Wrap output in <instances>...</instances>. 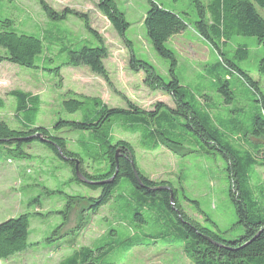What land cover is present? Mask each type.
<instances>
[{"label": "rangeland", "instance_id": "rangeland-1", "mask_svg": "<svg viewBox=\"0 0 264 264\" xmlns=\"http://www.w3.org/2000/svg\"><path fill=\"white\" fill-rule=\"evenodd\" d=\"M45 1L57 12L67 7L88 14L91 27L108 50L103 62L110 82L85 66L62 67L59 85L53 69L66 61V49L96 47V40L73 15L63 21H52L37 0H0V21L9 19L17 33L39 37L44 46L42 54L35 58L38 69L0 62V97L4 101L0 120L21 130L20 121L26 114L14 116L15 100L8 93L21 90L38 95L40 105L33 117L34 126L65 138L67 148L78 154L86 173L105 174L109 164L101 152H87L89 144L80 143L89 139L87 133L53 129L59 119L72 121L82 117L79 112L71 114L63 108L62 102L70 97V92L79 98H98L107 107L117 108H126L124 96L145 111L153 110L158 102L174 108V102L168 93L147 84L143 71L129 67V50L97 9L98 0ZM113 1L129 24L125 35L136 57L150 64L168 82L170 62L154 51L143 27L149 7L147 0ZM153 1L181 16L186 24L184 31L165 42V47L174 53L176 64L172 73L187 91V101L198 112L210 111L223 131L222 141L238 150L240 156L246 157L253 146H264V138L249 133L255 109L250 100L256 97L248 87L229 73L228 82L234 90L231 103L225 104L218 93L224 80L217 78H222L226 71L221 67L219 53L195 31L198 16L192 0ZM200 2L204 7L208 4V0ZM256 9L264 19V10ZM205 16L208 19L209 13ZM213 43L224 58L246 71L264 92V77L258 72L264 46L255 37L233 34L226 41L213 39ZM239 46L247 51L242 59L236 54ZM2 54L4 50L0 48ZM110 137L111 143L124 140L133 147L136 166L146 178L157 183L167 182L176 190V199L186 216L225 240H234L243 234V226L238 224L228 195L229 190L235 192L234 175L231 173L230 177L226 172L228 163L219 152L209 150L206 154L195 144L175 151L163 146L146 150L140 145L137 133L117 126L111 127ZM22 149L26 155L18 158L9 155L0 145V223L29 214L28 247L0 264H58L82 246H103L108 250L104 260L115 264H193L185 255L177 220L160 195L137 201L131 183L121 179L111 200L92 213L89 198L99 196L100 189L92 190L74 182L72 168L39 141L25 144ZM261 149L254 153V163L247 167L244 179L250 195V210L264 216V147Z\"/></svg>", "mask_w": 264, "mask_h": 264}, {"label": "trees", "instance_id": "trees-1", "mask_svg": "<svg viewBox=\"0 0 264 264\" xmlns=\"http://www.w3.org/2000/svg\"><path fill=\"white\" fill-rule=\"evenodd\" d=\"M38 5L49 20L63 21L69 15L79 18L87 32L96 40L98 46H81L78 49L68 48L66 61L55 67V76L61 82L60 69L62 67H87L92 73L103 77L108 83L109 78L104 66V59L108 50L101 36L90 25L87 13L75 9L64 8L57 12L45 0H37ZM149 7L143 18V27L146 37L154 51L163 59H167L171 66V79L165 82L153 70L150 64L136 57L132 50L130 40L125 32L129 26L124 14L119 11L113 0H98L97 9L108 20L117 35L129 50V67L132 70L143 71L146 74V83L168 93L174 108L158 102L153 110L145 111L138 108L127 98L122 96L126 108L107 107L98 98H79L70 92V97L63 100V108L67 113H80L79 120H62L55 122V132L62 128L77 130L87 133L88 140H80L82 144H89L87 152H101L109 170L105 174L91 175L81 167L78 154L67 148V141L60 136H54L47 128L34 126V115L40 105L38 95L21 90H12L8 94L15 100V117L25 113L26 117L20 121L21 130H15L4 121L0 120V145L6 148L9 155L22 158L26 152L22 149L25 144L39 141L56 156L64 159L72 168V180L81 183L92 190L100 189L99 196L89 198L92 213H97L99 208L106 205L121 179H126L133 186V194L137 201L161 196L164 205L174 214L177 220L178 235L184 241V252L193 264H264V216L256 215L250 210V195L247 190L244 175L249 164L254 163L253 156L259 152L261 145L252 147L246 157L240 156L238 150L227 142L222 141L223 131L214 122L210 111L201 112L187 101V91L179 85V81L172 73L176 64L174 53L165 47V42L173 35L185 30L186 24L181 16L173 11L163 8L153 0H147ZM195 4L197 21L194 22L195 31L219 53L221 67L225 69L224 76L217 79L224 80L218 87V93L223 97L225 104H230L233 99V89L228 80L230 74L248 87L250 94L256 97L250 102L255 108L251 117L249 133L254 137L264 138V92L261 91L257 81L237 67L229 59L222 56L213 39L226 41L231 35H245L255 37L257 43L264 46V19L256 8L264 10V0H208L204 7L200 0H192ZM206 8V11H205ZM209 13V18L205 16ZM0 48L4 55H0V62L6 61L18 66L38 69L35 58L42 54L43 41L36 36L17 33L12 28L9 19L0 21ZM236 54L242 59L247 51L244 46L236 48ZM258 72L264 77V55L259 59ZM256 105V106H255ZM4 101L0 97V109ZM117 126L131 133L139 135L140 145L146 150H155L163 146L175 151L185 146L195 144L201 146L202 152L209 154V150L219 152L228 163L226 172L234 178V191L229 190V199L236 211L238 224L243 226V234L234 240H225L218 234L203 227L198 222L184 214L176 199V190L167 182H153L146 178L137 168L133 147L124 140L111 143L110 129ZM261 146V147H260ZM118 150V172L111 183L104 185H90L79 180L75 174L74 161L78 160V170L82 175L93 181L109 178L115 169L114 155ZM96 153V152H95ZM253 154V155H252ZM264 154V152H262ZM131 161L133 162L139 184L134 176ZM157 186H167V189H157ZM170 191L172 200L170 199ZM189 201V200H188ZM140 216L137 217L138 220ZM29 228V214L23 213L9 218L0 223V261L7 260L13 254L24 251L27 247ZM47 241L50 238L46 239ZM108 251V250H107ZM107 251L104 247L91 248L79 247L58 264H115L104 260Z\"/></svg>", "mask_w": 264, "mask_h": 264}, {"label": "water", "instance_id": "water-1", "mask_svg": "<svg viewBox=\"0 0 264 264\" xmlns=\"http://www.w3.org/2000/svg\"><path fill=\"white\" fill-rule=\"evenodd\" d=\"M72 160H73L74 163H75V165H74V169H75V174H76L77 178H78L79 180L84 181V182L87 183V184H90V185H104V184L111 183V182L114 180V178L116 177L117 172H118V150H116V153H115V155H114L115 169H114L113 174H112L109 178L104 179V180H100V181H93V180H88V179H86V178L82 175V173L78 170V160H77V159H72ZM131 165H132V170H133V173H134V176H135L137 182H138L139 184H141V181H140V179H139V177H138L137 170H136V168H135V166H134V164H133L132 161H131ZM157 189H167V187H165V186H164V187H157ZM170 194H171V191H170ZM170 199L172 200V194L170 195Z\"/></svg>", "mask_w": 264, "mask_h": 264}]
</instances>
